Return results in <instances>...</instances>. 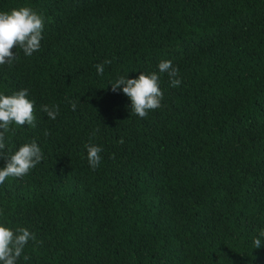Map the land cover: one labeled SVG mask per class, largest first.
Segmentation results:
<instances>
[{
    "label": "trees",
    "instance_id": "trees-1",
    "mask_svg": "<svg viewBox=\"0 0 264 264\" xmlns=\"http://www.w3.org/2000/svg\"><path fill=\"white\" fill-rule=\"evenodd\" d=\"M19 7L41 48L13 49L0 94L27 89L36 119L4 152L35 140L44 158L0 185V224L35 235L17 264H264V0H0ZM162 60L180 85L160 74L161 107L131 114L110 83Z\"/></svg>",
    "mask_w": 264,
    "mask_h": 264
},
{
    "label": "clouds",
    "instance_id": "clouds-1",
    "mask_svg": "<svg viewBox=\"0 0 264 264\" xmlns=\"http://www.w3.org/2000/svg\"><path fill=\"white\" fill-rule=\"evenodd\" d=\"M44 29L43 17L29 7L13 8L10 12H0V65L5 63L11 65L16 58L13 49H22L25 56H32L41 48L42 32ZM105 60L97 64L98 75L104 73V65L110 64ZM166 73L170 86L177 87L181 81L177 79L178 68L172 65L170 60H162L158 64V72L150 75L141 73L138 78L128 79L125 76L118 77L111 84V90L116 92L122 90L131 102V114L140 118H146L150 111L161 107L163 92L160 89V74ZM28 90L23 89L11 95L0 94V158H6L5 167L0 169V185L6 178H22L31 169L43 160L41 148L35 140L23 144L11 156L5 157V133L11 125L35 127L34 104L27 98ZM75 110L76 103L70 102ZM42 112L49 119L55 120L59 115L58 105H44ZM121 143L123 141L121 140ZM87 160L90 167L95 170L100 162L102 148L88 144ZM264 236V232L260 233ZM29 240H35V235L26 228H17L15 231L3 224H0V264H17L23 249ZM255 249L261 247V239L253 241ZM28 259L27 256L24 257Z\"/></svg>",
    "mask_w": 264,
    "mask_h": 264
}]
</instances>
